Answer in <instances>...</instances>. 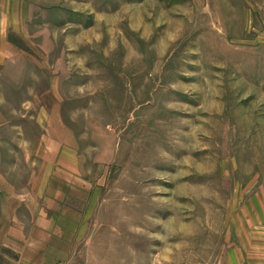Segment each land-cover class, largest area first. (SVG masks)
<instances>
[{"label": "rangeland", "instance_id": "obj_1", "mask_svg": "<svg viewBox=\"0 0 264 264\" xmlns=\"http://www.w3.org/2000/svg\"><path fill=\"white\" fill-rule=\"evenodd\" d=\"M9 2L0 264H264V0Z\"/></svg>", "mask_w": 264, "mask_h": 264}, {"label": "crops", "instance_id": "obj_2", "mask_svg": "<svg viewBox=\"0 0 264 264\" xmlns=\"http://www.w3.org/2000/svg\"><path fill=\"white\" fill-rule=\"evenodd\" d=\"M10 3L9 0H0V77L9 74V71H5L4 66L14 61L18 52V42L13 38L15 35L13 31L17 30L16 24L20 20L22 7L18 3L16 5ZM15 75L17 74L15 73ZM3 90L0 85V91ZM3 101L4 98L0 96V112ZM42 230V232L46 231ZM71 252V244L63 239H48L46 244L39 247V254L34 255L28 261L20 260L19 264H73L69 258Z\"/></svg>", "mask_w": 264, "mask_h": 264}]
</instances>
